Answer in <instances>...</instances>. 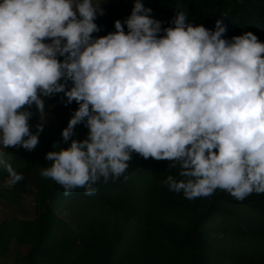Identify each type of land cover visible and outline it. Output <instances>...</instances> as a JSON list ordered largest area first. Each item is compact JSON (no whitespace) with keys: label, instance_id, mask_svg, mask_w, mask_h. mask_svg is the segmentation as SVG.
I'll return each mask as SVG.
<instances>
[{"label":"clouds","instance_id":"clouds-1","mask_svg":"<svg viewBox=\"0 0 264 264\" xmlns=\"http://www.w3.org/2000/svg\"><path fill=\"white\" fill-rule=\"evenodd\" d=\"M152 11L135 0L115 32L94 38L103 10L93 0H0V148L34 150L42 97L64 93L79 105L62 131L71 143H54L40 174L65 196L95 195L101 178L124 176L132 153L178 165L184 179L164 183L188 200L217 189L238 201L264 194V43L250 31L225 39L222 20L213 31L179 11L162 28ZM79 124L89 130L82 141L73 139Z\"/></svg>","mask_w":264,"mask_h":264},{"label":"trees","instance_id":"trees-1","mask_svg":"<svg viewBox=\"0 0 264 264\" xmlns=\"http://www.w3.org/2000/svg\"><path fill=\"white\" fill-rule=\"evenodd\" d=\"M135 0H119L106 6L94 21L100 28L94 38L115 32V21L128 18ZM162 28L174 27L177 12L186 13L187 22L215 30L223 21V38L252 32L264 43V0H143ZM127 32V26L125 25ZM165 33L161 32L160 35ZM50 42V41H46ZM62 61L64 57H59ZM64 82V81H61ZM72 82H67L70 88ZM45 123L39 143L6 161L21 178L10 176L2 165L0 177L11 178L13 188L3 192L10 203H20L23 195L35 196L32 220L6 219L0 222V255L6 256L13 243L28 248L26 264H264V194L252 193L238 201L224 190L188 200L183 193L170 191L164 183L169 175L179 179L180 168L171 161L144 159L132 153L128 168L117 180L103 178L94 186L95 195L75 189L64 195L61 185L41 176L51 162L45 159L53 144L67 148L62 131L79 105L67 104L64 93L42 97ZM29 120L37 131L40 114L35 105ZM88 129L79 124L73 139L83 140ZM56 203L63 207V210ZM77 228L84 239L69 240L65 234ZM67 253V258L57 253Z\"/></svg>","mask_w":264,"mask_h":264},{"label":"rangeland","instance_id":"rangeland-1","mask_svg":"<svg viewBox=\"0 0 264 264\" xmlns=\"http://www.w3.org/2000/svg\"><path fill=\"white\" fill-rule=\"evenodd\" d=\"M119 0H93L94 4L100 5L103 10L106 6L112 5ZM53 121L52 115H46V122L51 123ZM23 147H8L7 149L0 148V159L9 161L14 154H21ZM1 167V165H0ZM13 188V182L11 178L0 177V222L6 219H18V220H32L35 212V196L34 195H23V199L20 203H10L3 197V192L11 190ZM63 210V207L56 203ZM65 236L69 240L82 241L84 237L80 231L71 227ZM28 248L18 247L15 243L12 244L10 252L4 257L0 255V264H26L25 255L27 254ZM57 257L67 258V253H57Z\"/></svg>","mask_w":264,"mask_h":264},{"label":"crops","instance_id":"crops-1","mask_svg":"<svg viewBox=\"0 0 264 264\" xmlns=\"http://www.w3.org/2000/svg\"><path fill=\"white\" fill-rule=\"evenodd\" d=\"M98 14H99V13H98ZM98 14H97V15H98Z\"/></svg>","mask_w":264,"mask_h":264}]
</instances>
